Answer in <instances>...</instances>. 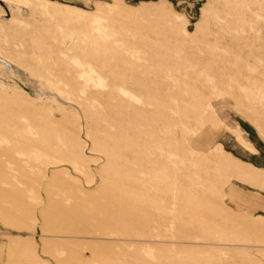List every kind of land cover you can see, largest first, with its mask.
<instances>
[{
  "label": "rangeland",
  "instance_id": "rangeland-1",
  "mask_svg": "<svg viewBox=\"0 0 264 264\" xmlns=\"http://www.w3.org/2000/svg\"><path fill=\"white\" fill-rule=\"evenodd\" d=\"M2 2L0 264H264V0Z\"/></svg>",
  "mask_w": 264,
  "mask_h": 264
},
{
  "label": "crops",
  "instance_id": "crops-1",
  "mask_svg": "<svg viewBox=\"0 0 264 264\" xmlns=\"http://www.w3.org/2000/svg\"><path fill=\"white\" fill-rule=\"evenodd\" d=\"M198 142H204L203 139H198ZM252 147L255 149L254 152L257 151L254 144L249 141ZM240 147L243 148L246 151L253 152L248 147L240 144ZM240 160L241 168L235 172L234 176L239 177L243 180H245L249 185L254 186L258 189H261L264 191V167L260 165H255L249 161ZM250 206L257 207V203L255 202H249ZM246 226L248 228H254V229H261L264 228V215L263 214H257L255 219L247 220ZM245 262V261H243ZM217 264V263H214ZM248 264H252L251 260H248Z\"/></svg>",
  "mask_w": 264,
  "mask_h": 264
},
{
  "label": "bare ground",
  "instance_id": "bare-ground-1",
  "mask_svg": "<svg viewBox=\"0 0 264 264\" xmlns=\"http://www.w3.org/2000/svg\"><path fill=\"white\" fill-rule=\"evenodd\" d=\"M0 5L4 8V4H3V2H2V0H0ZM6 15V13L5 14H3V16H5ZM2 16V14H0V17ZM74 18V17H73ZM72 18V19H73ZM64 34V33H63ZM73 36V35H72ZM65 38V37H64ZM65 40H66V38H65ZM63 42H65V41H63ZM65 43H67V42H65ZM1 57V56H0ZM0 59H2V58H0ZM5 59V58H4ZM5 61H7V60H5ZM1 62H3V65L5 66H8L9 67V64H7V63H5L4 61H1ZM13 69V68H12ZM19 71V70H18Z\"/></svg>",
  "mask_w": 264,
  "mask_h": 264
},
{
  "label": "water",
  "instance_id": "water-1",
  "mask_svg": "<svg viewBox=\"0 0 264 264\" xmlns=\"http://www.w3.org/2000/svg\"><path fill=\"white\" fill-rule=\"evenodd\" d=\"M64 1H72V0H64Z\"/></svg>",
  "mask_w": 264,
  "mask_h": 264
}]
</instances>
